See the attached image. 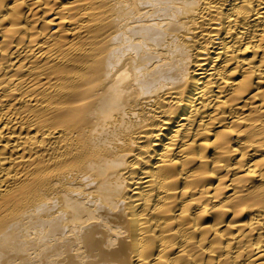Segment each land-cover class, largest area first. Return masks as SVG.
Masks as SVG:
<instances>
[{
	"label": "bare ground",
	"instance_id": "6f19581e",
	"mask_svg": "<svg viewBox=\"0 0 264 264\" xmlns=\"http://www.w3.org/2000/svg\"><path fill=\"white\" fill-rule=\"evenodd\" d=\"M0 264H264V0H0Z\"/></svg>",
	"mask_w": 264,
	"mask_h": 264
}]
</instances>
